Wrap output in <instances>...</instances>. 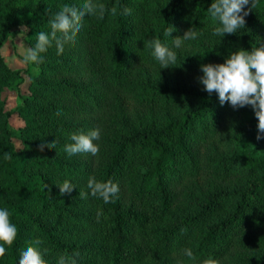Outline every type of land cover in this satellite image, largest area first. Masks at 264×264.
Segmentation results:
<instances>
[{
	"label": "trees",
	"instance_id": "obj_1",
	"mask_svg": "<svg viewBox=\"0 0 264 264\" xmlns=\"http://www.w3.org/2000/svg\"><path fill=\"white\" fill-rule=\"evenodd\" d=\"M0 264H264V0H0Z\"/></svg>",
	"mask_w": 264,
	"mask_h": 264
},
{
	"label": "rangeland",
	"instance_id": "obj_2",
	"mask_svg": "<svg viewBox=\"0 0 264 264\" xmlns=\"http://www.w3.org/2000/svg\"><path fill=\"white\" fill-rule=\"evenodd\" d=\"M1 53L6 60L7 64L11 68H24L26 66V61L31 53V48L25 40V28L24 26H18L15 32H12L8 35L5 42L1 47ZM35 68H31L30 72H35ZM24 80L20 83L19 88L15 87V84L12 83L9 86H6L2 91V96L6 101V108L12 109L19 102L18 91L22 93H29L28 84H29V75L26 73L23 74ZM180 81H184L189 79L190 77L183 76L180 74ZM191 79V78H190ZM189 79V80H190ZM187 83V82H186ZM24 124L23 119L18 114L10 115V127L12 132L14 133L13 141L17 148L22 147V143L17 133L18 129ZM228 151V142L223 140L218 148V153L221 155H225Z\"/></svg>",
	"mask_w": 264,
	"mask_h": 264
}]
</instances>
